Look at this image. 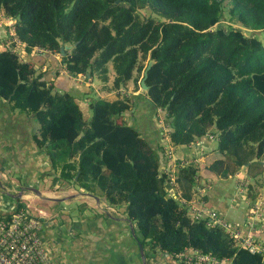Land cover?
I'll list each match as a JSON object with an SVG mask.
<instances>
[{
  "label": "trees",
  "instance_id": "1",
  "mask_svg": "<svg viewBox=\"0 0 264 264\" xmlns=\"http://www.w3.org/2000/svg\"><path fill=\"white\" fill-rule=\"evenodd\" d=\"M0 12L16 18L28 52L38 46L61 54L71 45L61 64L72 75L97 72L105 81L112 66L114 89L130 81L139 88L154 60L144 92L157 117L165 115L173 146L214 135L218 154L208 170L219 179L244 170L253 180L249 197L261 192L264 0H0ZM0 96L35 115V139L61 162L63 181L123 209L144 247L177 254L192 246L234 264H264L223 228L190 215L199 166L178 168L177 198L168 190L164 146L161 154L122 120L133 106L129 97L98 98L85 120L72 94L54 92L32 62L10 51H0Z\"/></svg>",
  "mask_w": 264,
  "mask_h": 264
},
{
  "label": "crops",
  "instance_id": "2",
  "mask_svg": "<svg viewBox=\"0 0 264 264\" xmlns=\"http://www.w3.org/2000/svg\"><path fill=\"white\" fill-rule=\"evenodd\" d=\"M25 57L32 62L36 74L41 73L42 80L53 85L54 92L72 94L84 119L90 120L91 103L95 101L90 97L93 77L70 74L61 64V56L52 52L27 51ZM109 79L103 84L99 82L97 95L107 100L129 97L133 106L122 120L133 125L154 148L160 150L163 145L164 150L168 140L155 106L144 90L132 81L114 89ZM38 128L33 113L14 109L10 100L0 96V215L14 212L23 203L29 204L32 213L41 220L39 235L52 264H144L136 223L123 209L109 205L102 196H98V201L83 195L84 191L76 184L64 182L61 162L52 158L49 147L40 146L35 139ZM198 142L206 146L199 168L203 190L200 196L205 207L218 210L243 233L264 238L260 226L253 228L248 224L250 205L236 193L234 177L219 179L207 168L218 154L217 141L206 137ZM176 151L181 157L188 152V147H178ZM168 165V156L164 155L163 170L166 171ZM261 181L264 196V174ZM167 188L171 193L176 192L173 185L167 184ZM242 204L246 206L245 212L239 210ZM142 247L146 264H181L170 253Z\"/></svg>",
  "mask_w": 264,
  "mask_h": 264
},
{
  "label": "built area",
  "instance_id": "3",
  "mask_svg": "<svg viewBox=\"0 0 264 264\" xmlns=\"http://www.w3.org/2000/svg\"><path fill=\"white\" fill-rule=\"evenodd\" d=\"M15 22L16 18L0 12V51L15 53L20 60L24 61L27 54L26 43L17 36ZM34 51L50 52L38 46L34 48ZM158 119L163 128V134L167 138L168 125L162 111L158 112ZM208 138L216 140L212 134H209ZM201 145L204 146L198 140L188 145L189 155L191 154L189 158V155L185 154L180 157L173 145H166L165 155L169 159L166 171L170 173V185L174 184L179 167L198 164L202 154H204V148ZM232 177H234L236 193L250 205L249 226L253 228L260 226L261 230L264 231L263 194L260 192L256 198L249 197L248 189L253 180L246 171H238ZM196 192L197 197L189 203V212L194 219L206 220L210 227L219 226L223 228L237 246L243 247L251 253H259L264 256V238L243 233L238 227L228 222L218 210L206 208L200 196L203 194L201 186H197ZM172 194L177 198L176 192L173 191ZM31 208L29 204L23 203L14 212L0 215V264H52L49 253L39 235L42 227L41 220L37 214L32 213ZM172 255L181 264H234L232 259L228 257L219 258L212 253L203 252L192 246Z\"/></svg>",
  "mask_w": 264,
  "mask_h": 264
},
{
  "label": "rangeland",
  "instance_id": "4",
  "mask_svg": "<svg viewBox=\"0 0 264 264\" xmlns=\"http://www.w3.org/2000/svg\"><path fill=\"white\" fill-rule=\"evenodd\" d=\"M142 10V12H145V11H148V10H145V9H141ZM145 13H147V12H145ZM57 55L60 57L61 56V54H59V53H57ZM109 66H110V64H109ZM39 74V73H38ZM108 74H109V84H111L112 82H113V80H114V77H115V73H114V71H113V69H112V66H110L109 67V72H108ZM91 80V79H90ZM102 82V84H103V79L101 78V76L99 75V73H97L96 72V74L94 75V77H93V85H92V92H91V98H93V99H95V100H97L98 98H101L100 96H98L97 94V92H98V90H99V88H98V84H99V82ZM105 83V82H104ZM101 85V84H100ZM139 89L140 90H143L141 87H139ZM145 91V90H144ZM104 99H106V98H104ZM108 100H114V99H108ZM121 120V119H120ZM167 140H168V144L171 146V141H170V138H169V136L167 135ZM169 141L171 142V143H169ZM173 145V144H172ZM190 145V144H189ZM202 146V145H201ZM205 147L206 146H202V148H204V153H205ZM198 152V151H197ZM189 151L187 152V153H185V155H189ZM191 155V154H190ZM190 155L188 156V158L190 157ZM203 156H204V154H202V156H201V160L198 162V164H196V166H199V168H200V165L202 164L201 163V161H202V158H203ZM214 158V157H213ZM208 166V165H207ZM177 170V168L175 169V171ZM246 206L244 205V204H242V206H241V208L239 207V210L240 211H243V212H245L246 210L244 209ZM229 218V217H228ZM229 220H231L230 218H229ZM231 221H233V220H231Z\"/></svg>",
  "mask_w": 264,
  "mask_h": 264
},
{
  "label": "water",
  "instance_id": "5",
  "mask_svg": "<svg viewBox=\"0 0 264 264\" xmlns=\"http://www.w3.org/2000/svg\"><path fill=\"white\" fill-rule=\"evenodd\" d=\"M72 46L71 45H68V44H63L60 48V51H61V55H64L66 50L70 49ZM155 63L154 60H149L145 70H144V75L142 77V79L140 80V85H141V88L143 90H147L148 89V84L146 83V80H147V77H148V73H149V69L152 67V65ZM257 160V157H254L252 161H256ZM83 195L85 196H91V197H94L95 199H97L98 201L100 200V198L92 193H89V192H82ZM132 229L134 230V227L132 226ZM139 246H140V250H141V254H142V257H143V261H144V264H146V259L144 257V249L142 247V244L139 243Z\"/></svg>",
  "mask_w": 264,
  "mask_h": 264
}]
</instances>
